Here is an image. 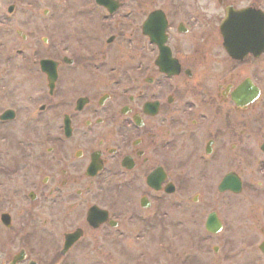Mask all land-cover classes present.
<instances>
[{
    "label": "flooded vegetation",
    "instance_id": "flooded-vegetation-1",
    "mask_svg": "<svg viewBox=\"0 0 264 264\" xmlns=\"http://www.w3.org/2000/svg\"><path fill=\"white\" fill-rule=\"evenodd\" d=\"M0 47V264H264V0H0Z\"/></svg>",
    "mask_w": 264,
    "mask_h": 264
},
{
    "label": "rangeland",
    "instance_id": "rangeland-1",
    "mask_svg": "<svg viewBox=\"0 0 264 264\" xmlns=\"http://www.w3.org/2000/svg\"><path fill=\"white\" fill-rule=\"evenodd\" d=\"M9 41H6V46L5 49H9ZM3 47H0V49H2ZM34 92L36 90L35 87H33L32 89ZM7 98V97H6ZM13 98V97H12ZM15 98V97H14ZM19 99V98H15ZM14 100V99H13ZM21 106L24 104V102L19 99ZM17 103V102H16ZM18 104V103H17ZM10 105L9 102H7V99H3L2 103L0 105L1 108H6ZM12 128L10 126L5 127L4 130H10V133L8 136V139H0V165L5 166V168L7 167L11 173L7 174H1L2 172H0V200L5 198V197H9V195L12 194L11 189L13 187H19V185L22 183V179L24 178L25 172H23L22 170H25L27 168L28 171L31 170H35V168L38 167L36 161L34 160L35 156L37 155V145L40 144L41 138H39L40 133L38 131H40V127L39 126H35L33 128V131L36 132L34 133L35 135H37L38 139H33L34 142V148L35 150L33 151L34 153V157L32 160V164H30L29 162L31 161V157H29V154L26 151H21L20 146L17 143V139L19 138V136L21 135V132L16 131L15 129L11 130ZM27 156L28 158H26L25 156ZM33 165V166H32ZM36 165V167H35ZM32 166V167H31ZM19 168L21 169V171L19 172V174L16 175H12V170H14V168ZM33 167H35L33 169ZM3 202L0 201V208L3 206ZM39 238L38 236L36 237V239ZM166 241L169 242V235L162 232L160 233V235L156 236L155 238H152V241ZM39 242H43L41 240V238L39 239ZM151 245H147L145 244L144 246L141 245V247L143 248H137V249H133L130 250V252L132 254L128 255L131 257L134 255V257H139L141 254V251L143 250H149ZM145 248V249H144ZM163 257V256H162ZM132 262V261H130ZM80 264H84V263H80Z\"/></svg>",
    "mask_w": 264,
    "mask_h": 264
}]
</instances>
